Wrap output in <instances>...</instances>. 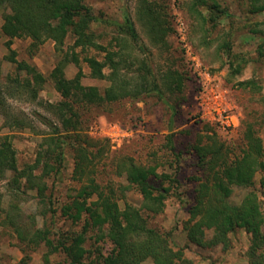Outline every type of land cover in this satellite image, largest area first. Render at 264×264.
Segmentation results:
<instances>
[{
    "label": "rangeland",
    "instance_id": "rangeland-1",
    "mask_svg": "<svg viewBox=\"0 0 264 264\" xmlns=\"http://www.w3.org/2000/svg\"><path fill=\"white\" fill-rule=\"evenodd\" d=\"M149 1L157 4L162 20H166L173 27L174 20L171 15L174 11L171 0ZM199 1L180 0L178 13L187 23L190 42L199 53L202 63L212 73L219 74L226 83L228 97L231 100L229 105L239 120L236 121V125L230 131L223 132L214 122L202 119L200 105L196 99L197 86L181 48L177 46L173 34H169L165 43L153 44L147 21H142L138 13L139 0H86L87 5L101 20L94 23L91 28L97 36L98 44L109 47V44L113 43L117 51L122 55L126 54L128 63L123 66L122 76L131 86L136 85L143 62H148L151 66L158 85L160 84L162 88L163 79L171 70L183 73L187 80L182 92L172 94L164 88V99L154 93L143 95L141 100L126 98L102 107L81 106L79 108L82 117L81 138L85 143H89L91 146L89 148L93 152L89 173L83 176L76 174L75 153L68 148L65 151L66 163L61 173H53L45 179L48 186L46 202L41 201L36 191L22 189L25 194L19 198L20 215L26 226L49 230L53 240H57L62 234L81 232L83 222L73 224L62 215L61 208L76 190L90 183V178L106 192L114 189L121 208H124V203L141 208L142 195L134 187L127 189L129 184L126 177L121 175L119 168L121 161L133 159L136 164L155 167L158 173H167L172 178H177L179 182L176 189L172 188V195L165 204V211L161 215L149 217L150 227L161 233L171 234L173 248L183 249L184 256L191 260L192 264H247L250 236L244 230H239L231 236L232 247L224 251L222 248L204 249L189 243L184 228L190 217L189 212L195 205L198 181H205L207 176V172L198 164L195 152L198 142L200 140L207 142L209 137L217 136L230 148V156L234 159L244 148L243 137L247 125L254 122L264 143V14L250 15L248 0H218L223 8L229 10L231 18L221 19L219 26L211 29L213 26L211 22L205 25L188 12L189 7ZM213 1L206 0L207 4L200 5L199 8L206 15H210L209 6ZM127 14L134 20L140 34L141 41L138 45L133 44L129 38L126 44L119 45L115 42L119 33L114 23L122 24ZM3 16L4 13L0 11L2 68L0 101H3L6 108L15 116L29 121L32 128L9 129L4 125L5 117L0 116V138L9 135L13 139L19 167L24 169L36 163L43 141L54 135L52 129L44 125L40 117L43 116L53 124L61 126L52 107L63 100L51 77L57 64L67 54L71 57L74 51L80 59V64H69L66 68L68 79H73L81 69L84 72L82 84L98 87L102 93L110 86V82L108 79L93 78L91 69L85 61L86 58H97L104 62L106 57L104 52L91 46L74 49L75 39L72 36L68 37L63 52H59L52 41H47L35 51L31 48V39L23 38L14 40L12 49L17 53L16 59L36 66L46 78V83L36 99L27 93L18 92L13 79L24 80L28 76L18 71L17 65L7 59L10 53L6 47L8 38L2 35ZM109 22L112 25H109ZM228 33L234 34L233 59H229L221 49L229 36ZM207 36L210 39L208 44L204 42ZM240 64L243 72L237 75L235 68ZM105 72L107 76L110 74L108 68ZM246 80H255L262 87L261 92L238 87L239 82ZM172 107L176 110L175 117ZM171 136L174 139V150L169 144ZM35 174L40 176L42 171ZM12 177L13 174H8V181L0 182V191L5 196L3 200L5 210L12 202V197L6 189ZM152 182L157 188L170 186L169 183H161L154 179ZM252 191L258 195L264 211V174L260 172L256 175L255 185L251 188H235L231 201L240 204ZM4 218V212H0V264H66V257L62 253H52L46 261L45 257L48 254L46 244L42 242L39 246H31L28 241H21ZM33 220H36L35 224ZM208 237H211V233ZM96 239L94 232L88 234L86 248L91 251L92 259L96 258L97 249L100 247L104 252L112 250L109 242H96ZM143 264L154 263L149 260Z\"/></svg>",
    "mask_w": 264,
    "mask_h": 264
},
{
    "label": "trees",
    "instance_id": "trees-1",
    "mask_svg": "<svg viewBox=\"0 0 264 264\" xmlns=\"http://www.w3.org/2000/svg\"><path fill=\"white\" fill-rule=\"evenodd\" d=\"M206 4V0L195 2L188 12L205 25L211 22V29L217 28L221 19L231 18L229 10L223 8L218 0L213 1L209 6L211 14L206 15L199 8L200 5ZM247 4L250 15L264 14V0H248ZM0 11L4 13L2 35L8 38L6 47L10 54L7 59L17 65L18 71L28 76L24 80L13 79L18 92L27 93L36 99L46 83V78L36 66L16 59L17 53L12 49L14 40L23 38L31 39V48L35 51L47 41H52L56 49L63 52L68 37L72 36L75 39L74 49L91 46L104 52V62L97 58H86L85 61L93 78L108 79L110 82V86L102 93L98 87L82 84L84 72L81 69L73 79H68L66 68L71 63L79 65L80 59L74 51L71 57L67 54L51 74L55 87L63 98L62 102L52 106L61 126L53 124L43 116L40 117L43 124L52 129L54 135L43 141L36 163L20 169L13 139L9 135L0 138V182L6 181L8 174H13L6 186L12 197V202L6 210L3 207L5 196L0 191V212H4V221L14 229L21 241H28L31 246H39L44 242L48 248L46 261L52 253H62L66 257V264H143L149 260L154 264H192L191 260L184 256L183 249L173 248L171 234H164L150 227L148 220L149 217L161 215L165 211L172 188L176 189L179 185L178 179L167 173H158L155 167L140 166L133 159L121 161L119 168L129 184L127 189L134 187L142 195L141 208L127 203L121 208L114 189L106 192L90 178V183L76 190L61 208L62 215L73 224L83 222L81 232L62 234L57 240H53L49 230H38L23 223L19 201L22 194H25L22 189L36 191L41 201L46 202L48 186L45 179L53 173H61L66 163L65 151L68 148L75 153L76 174L83 176L89 173L93 152L89 143H85L81 138V106L102 107L126 98L141 100L143 95L154 93L164 99V88L172 94L182 92L187 78L178 70L168 71L162 88L158 85L151 66L148 62H143L136 85L131 86L122 76L123 66L128 63L126 54L122 55L117 51L113 43L109 44V47L98 44L97 36L91 28L101 20L87 5L86 0H0ZM138 13L142 21H147L154 45L165 43L169 34H175L174 26L171 27L166 20H162L154 2L139 0ZM171 18L174 17L171 15ZM108 24L112 25L110 22ZM114 25L119 33L115 42L119 45L126 44L127 38L135 45L140 43V34L129 14L125 16L122 24ZM210 31L209 29L208 32ZM227 36L229 39L224 41L221 49L229 59H233L234 34L228 33ZM188 41L190 42L189 29ZM204 42H210L209 36ZM194 49L198 53L195 47ZM182 52L184 54V51ZM107 68L110 70L108 76L105 72ZM242 72L243 67L240 64L235 68V74L240 75ZM1 74L0 65V76ZM238 87L257 93L262 89L255 80L239 82ZM172 109L175 117L176 110L173 107ZM0 116L5 117L4 125L9 129L32 128L29 121L15 116L3 101H0ZM243 138L244 148L234 159L230 156V148L217 136L209 137L207 142L200 140L195 146L198 164L207 172V176L205 181H198L195 205L189 212L190 217L184 231L189 243L197 247L222 248L226 251L232 247L231 236L239 230H244L250 236L247 264H264V211L258 195L252 191L240 204L231 201L235 188H251L255 185L256 175L259 172L264 174V143L254 122L247 125ZM169 144L174 150L172 136L169 138ZM37 171H42V174L37 176ZM152 179L169 183L170 186L157 188ZM33 221L35 224L36 220ZM90 232L95 233L96 242H109L112 250L104 252L100 247L97 249L96 258L92 259L91 251L86 248Z\"/></svg>",
    "mask_w": 264,
    "mask_h": 264
},
{
    "label": "built area",
    "instance_id": "built-area-1",
    "mask_svg": "<svg viewBox=\"0 0 264 264\" xmlns=\"http://www.w3.org/2000/svg\"><path fill=\"white\" fill-rule=\"evenodd\" d=\"M178 1L180 0H171L174 11L172 14L175 29L174 39L177 46L184 51L186 62L197 86L196 99L200 105L202 119L206 118L214 122L223 132H228L239 120L236 119L232 113L231 105H229L231 100L228 97L226 83L219 74H214L205 67L201 57L188 41V26L184 17L178 13L180 10ZM115 127L117 126L115 125Z\"/></svg>",
    "mask_w": 264,
    "mask_h": 264
}]
</instances>
